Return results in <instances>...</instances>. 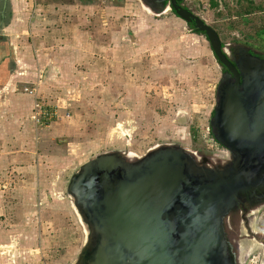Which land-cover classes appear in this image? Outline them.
<instances>
[{
  "label": "rangeland",
  "instance_id": "rangeland-1",
  "mask_svg": "<svg viewBox=\"0 0 264 264\" xmlns=\"http://www.w3.org/2000/svg\"><path fill=\"white\" fill-rule=\"evenodd\" d=\"M153 1H13L8 43L19 46L20 64L7 88L0 83V122L11 120L7 102L21 113L14 130L0 132V264L81 262L88 227L68 186L99 155L135 161L168 146L230 155L210 129L222 68L206 36ZM215 1L183 5L231 57L263 55L264 0H253L262 8L244 19L233 15L248 0ZM35 102L52 110L44 124L32 118ZM240 219L227 227L239 247L233 260L264 264V200Z\"/></svg>",
  "mask_w": 264,
  "mask_h": 264
},
{
  "label": "water",
  "instance_id": "water-1",
  "mask_svg": "<svg viewBox=\"0 0 264 264\" xmlns=\"http://www.w3.org/2000/svg\"><path fill=\"white\" fill-rule=\"evenodd\" d=\"M155 2L162 5L168 2L177 17L187 24L194 23V28L205 34L221 68H226L235 81L224 90L221 132L228 140L226 146L235 152H246L249 164L254 167L248 174L242 173L240 179L252 171L253 175L240 181L236 176L224 183L246 189V193L226 192L222 194L226 196L225 201L210 200V203L226 202L221 208L223 212L226 206L235 203L239 193L256 201L264 200V103L257 104L249 92L240 91L242 74L213 27L178 4V0ZM250 62L264 74V60L250 57ZM216 115L217 112L214 117ZM188 156L179 147L152 150L144 161L145 166L137 169L130 178L121 167L115 166L117 154L99 155L80 168V177L85 179L82 184L85 195L102 210L99 225H104L103 230L111 242L120 244L127 251L125 260L121 259L124 264L216 263L211 238L223 240L224 235L220 226H200L196 222L199 210L205 207L199 197L207 196V192L203 195L196 190L204 188L210 192L218 184L196 183L194 174L198 171ZM76 176L71 178L68 186L71 194ZM176 207L187 213L183 216L187 224L177 222L172 215Z\"/></svg>",
  "mask_w": 264,
  "mask_h": 264
},
{
  "label": "flooded vegetation",
  "instance_id": "flooded-vegetation-1",
  "mask_svg": "<svg viewBox=\"0 0 264 264\" xmlns=\"http://www.w3.org/2000/svg\"><path fill=\"white\" fill-rule=\"evenodd\" d=\"M156 6H162L157 4ZM161 1V0H160ZM167 2H164V5H167ZM180 5H183L181 3ZM184 6V5H183ZM185 7V6H184ZM189 25V24H188ZM261 54L255 53L254 51H249L248 53H243L241 50L236 51L234 56L231 57L234 65L237 67L239 72L242 74L240 81V91L249 92L255 103L263 105L264 103V74L259 72V68L256 65H253L250 62V57L258 58L264 60ZM220 86L217 90V102L213 110V114L210 120V129L215 141L229 151L230 155L226 160H221L219 157L214 158L212 156H199V155H189L188 159L192 165L195 166L198 172L194 174L196 183H211L218 184L213 190L206 191L204 188H198L196 192L199 194L207 196L199 197L200 202L205 205L198 213V219L196 220L200 226H220L221 231L223 232L224 238H211L214 245L212 248L213 259L215 264H239L238 259L234 255L239 254V247L229 244L232 234H228L227 227L231 225H239L240 217H246L250 211V207L257 205L258 201L252 197L242 196L246 193V189L231 187L233 185L225 186V181L229 179H234V177L239 176L237 181H240L243 178L250 177L253 174V171L250 175L244 176L240 179V176L243 174H248L252 168L249 164L248 156L246 152H235L230 150L226 143L228 140L222 135L221 132V112L223 110V94L225 88L234 83V79L231 73L226 68L222 67V78L220 80ZM215 112H217L216 117H214ZM151 154V153H150ZM149 154L139 158L138 160L131 161L128 159H123L117 155L115 157V166L121 167L124 171L126 177L130 178L135 175V172L139 168L145 166V160L148 158ZM109 161V160H107ZM253 170V169H252ZM80 170L77 172V178L74 182L72 195L75 200V205L77 211L80 214V218L87 225V238L88 243L85 248V252L81 258L79 264H124L125 257L127 256V251L123 250L120 244L111 242V238H108L106 231L103 230V226L99 225L98 220H101L103 217L102 210L99 207H95L91 203V199L88 195H85V192L82 188V184L85 183V179L81 178ZM241 174V175H239ZM81 178V179H80ZM240 179V180H239ZM234 181H232L233 184ZM70 184V183H69ZM237 190V192H236ZM235 192L238 193L242 191L244 193H239L234 204L226 206L222 212L221 208L227 204L224 203H210V200L225 201L226 196L223 197L222 194L226 192ZM219 194V195H218ZM221 194V195H220ZM94 199V198H93ZM181 207H176V210L173 212V216L177 219L176 221L184 224L187 222L184 220L183 216L187 215ZM231 231V227L229 228ZM239 232V230L237 231ZM236 233V232H234ZM236 236V235H235ZM236 238H234L235 241ZM234 247L236 252H231V249Z\"/></svg>",
  "mask_w": 264,
  "mask_h": 264
},
{
  "label": "crops",
  "instance_id": "crops-1",
  "mask_svg": "<svg viewBox=\"0 0 264 264\" xmlns=\"http://www.w3.org/2000/svg\"><path fill=\"white\" fill-rule=\"evenodd\" d=\"M13 1L14 0H0V83L5 84L4 89L11 84L12 79L16 76L13 74L16 69L11 73V68H17V66L20 64V61L17 58V50L19 49V46L12 44L14 40H10V43H8V37L10 39L11 36L8 33L13 24V19L15 18L13 12L15 11L16 5L13 4ZM19 1L23 2V0H18V3ZM26 57L28 65L35 64L29 61L28 54ZM31 60L34 61L32 58ZM37 61L38 63H41L42 61V58H40L39 55H37ZM7 104L9 105L8 113L11 116V120H3V122H0V132L1 130L4 132L14 130L16 125L13 123V120L17 119L21 113V110H18V103L13 104L7 102ZM32 109H34V107Z\"/></svg>",
  "mask_w": 264,
  "mask_h": 264
},
{
  "label": "trees",
  "instance_id": "trees-1",
  "mask_svg": "<svg viewBox=\"0 0 264 264\" xmlns=\"http://www.w3.org/2000/svg\"><path fill=\"white\" fill-rule=\"evenodd\" d=\"M183 2H184V0H178L177 3L181 4ZM211 6L216 8L218 6V2H216L215 0H211ZM261 8L262 7L258 4H256L253 0H248V4H246L245 6H240V8L238 7V10L235 11L233 16L244 19V18H247L248 16L252 15L253 13H255L257 10H259ZM172 12L175 14L173 9H172ZM189 26L191 27V29L194 33L202 34L205 36L204 33H201L194 28V23L189 24ZM260 34L264 35V29L261 30ZM223 46H224V43H223ZM260 56L264 58V54L260 55Z\"/></svg>",
  "mask_w": 264,
  "mask_h": 264
},
{
  "label": "built area",
  "instance_id": "built-area-1",
  "mask_svg": "<svg viewBox=\"0 0 264 264\" xmlns=\"http://www.w3.org/2000/svg\"><path fill=\"white\" fill-rule=\"evenodd\" d=\"M40 105L41 103L35 102V106L33 109L34 116L32 118L35 120V122H41L42 124H44V121H48L52 117L53 113L52 110H48L49 108H43V106Z\"/></svg>",
  "mask_w": 264,
  "mask_h": 264
}]
</instances>
